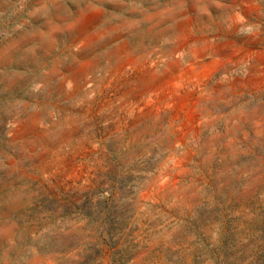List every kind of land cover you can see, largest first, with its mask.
<instances>
[{
  "label": "rangeland",
  "instance_id": "1",
  "mask_svg": "<svg viewBox=\"0 0 264 264\" xmlns=\"http://www.w3.org/2000/svg\"><path fill=\"white\" fill-rule=\"evenodd\" d=\"M0 264H264V0H0Z\"/></svg>",
  "mask_w": 264,
  "mask_h": 264
}]
</instances>
